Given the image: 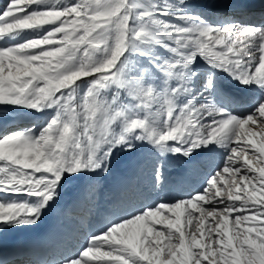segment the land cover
I'll return each instance as SVG.
<instances>
[{"label":"snow or ice","instance_id":"6c2138e0","mask_svg":"<svg viewBox=\"0 0 264 264\" xmlns=\"http://www.w3.org/2000/svg\"><path fill=\"white\" fill-rule=\"evenodd\" d=\"M255 8L264 15V0H201L195 11L186 0H5L0 264H264V18ZM219 74L260 93L248 111L218 102ZM19 109L46 115L17 126ZM169 160L187 177L207 170L166 200L156 190ZM118 164L134 178L99 234L84 232L82 250L43 256L10 235L43 224L68 187L90 210L96 178ZM144 177L159 202L141 199Z\"/></svg>","mask_w":264,"mask_h":264},{"label":"bare ground","instance_id":"6f19581e","mask_svg":"<svg viewBox=\"0 0 264 264\" xmlns=\"http://www.w3.org/2000/svg\"><path fill=\"white\" fill-rule=\"evenodd\" d=\"M252 1L253 0H249V2L253 3ZM186 4L189 5L190 9L195 11L197 8L201 7V0H186ZM228 14H232L231 10ZM252 15L255 18H264V15H262L259 9H253ZM219 79L218 83L221 89L226 91L224 97H217L218 102L223 104L227 101V104L230 105V108L234 111H243L244 107L237 101L245 99L244 93L234 89L231 83H226L225 80L222 82ZM33 118L42 120L44 115L23 114L17 118V124H27L32 121ZM204 172L205 171H201L198 175ZM165 175L168 178V182L164 185L163 191L160 190L162 193L161 196H164L165 193L170 196L173 194L174 196L178 191L187 192L190 187L198 186V184L195 183V179L198 175L195 177H187L181 162L177 163V161L169 160ZM133 178L132 173L120 164L114 167L112 175L96 178L95 183H97L98 186L97 193L99 194L100 200L96 202L95 206L90 210L86 207H79L76 205L77 190L68 187L64 190V194L61 197L60 207L50 211L45 217L43 224L29 233L15 232L10 235L13 238L23 235L24 238L34 241L38 245L41 253L48 251L47 255L53 251L71 254L74 251L72 250L74 245L80 246L82 244L84 232L98 231V226L104 220L103 213L105 211L111 212L113 202L118 198L121 187L124 183ZM144 178L140 179L141 199L147 203H152L154 202L155 196L147 189L144 182L147 178ZM172 180L174 181L173 185H171ZM181 182L183 184H181ZM75 211L80 212V214H75ZM84 214L88 215V218H86L91 220V222L90 224L88 223L85 228L83 227L82 233L80 234L81 231L78 228L83 226L82 220ZM103 250L107 249L105 248ZM33 259H38V257H33Z\"/></svg>","mask_w":264,"mask_h":264},{"label":"rangeland","instance_id":"374dc122","mask_svg":"<svg viewBox=\"0 0 264 264\" xmlns=\"http://www.w3.org/2000/svg\"><path fill=\"white\" fill-rule=\"evenodd\" d=\"M253 2V4H258L259 3V0H253L252 1ZM5 3V0H0V6H3V4ZM255 9H258V8H255ZM189 10L190 11H194V10H192V9H190V7H189ZM227 11H230V10H227ZM255 18V17H254ZM166 19H171V17H166ZM262 19V18H261ZM260 18H255V20L257 21V22H259L260 20H261ZM178 23H179V21H177ZM45 28L47 29L48 28V26H45ZM0 46H3L2 44H0ZM220 78V79H219ZM217 79H219L220 81H222L223 82V80H225V82L226 83H231V86H233L234 87V89H236V90H238V91H241V92H243L244 93V95H245V99L242 101L241 99H240V101H239V103H240V105H242L243 107H244V109H243V111H240V110H238V111H234L233 109H231L230 108V105H228L227 103H223L222 104V106H226V107H228L229 108V110L230 111H234V112H237V113H239V112H244V111H248L249 109H250V107H251V101H252V99L256 96V95H259L260 93L255 89V88H245L244 86H242V85H240L237 81H233V80H231V78L230 77H228L226 74H219L218 75V78ZM231 89V88H230ZM227 96V95H226ZM248 97V98H247ZM23 114H32V115H38V116H42V115H44V117H45V115H46V113H35V112H32V111H30V110H27V109H19V110H16L15 111V113H14V115H13V119H15L16 121H17V118H19L21 115H23ZM32 121H30L29 123H27V124H30ZM6 123H8V122H4V121H0V125H1V127H3ZM20 124H17V126H19ZM24 125H26V124H24ZM9 126H11V125H9ZM257 140L259 139V137H257L256 138ZM212 147H214V145H212ZM217 152H219V149H217ZM218 155L219 154H214V157L213 158H218ZM177 163H180L179 161H177ZM207 169H206V167L205 168H203L201 171H206ZM201 175H203V174H201ZM201 175H198L197 177H196V179H195V183L196 184H198L199 185V183H200V179H199V176H201ZM145 179V178H144ZM173 183H174V181L172 180L171 181V185H173ZM181 184H183L182 182H181ZM96 185H97V183H96ZM97 188H98V186H97ZM195 187H190L188 190H187V192L188 191H191L192 189H194ZM159 190V191H158ZM157 192H160V195L162 194L161 193V191H160V189H157L156 190ZM181 192H183V191H181ZM187 192H183L184 194H186ZM152 193V195H154L155 197H154V201L155 202H159V197L154 193V192H151ZM177 195V194H176ZM176 195H174V196H176ZM172 196H173V194H172ZM170 197V195H168L167 197H165V199L167 200L168 198ZM180 198H183V197H180ZM100 200V198H99V194L97 193L96 194V202H98ZM149 203H151V202H149ZM105 212H107L106 213V215H105ZM104 213H103V218H105V217H107L109 214H110V212H108V211H105ZM75 214H77V215H79L80 214V212H77V211H75L74 212ZM88 215H86V214H84L83 215V220H82V222H84V220L85 221H88ZM87 225V223H85V225L84 226H86ZM249 226H251V225H249ZM81 232H80V234L82 233V230H83V227L82 226H80V228H78ZM78 234H79V232H78ZM97 234H99V233H97ZM74 248H76V250L75 251H73V252H76L77 250H82V248H81V246H78V245H74L73 246ZM72 247V250H74V248ZM72 252V253H73Z\"/></svg>","mask_w":264,"mask_h":264}]
</instances>
